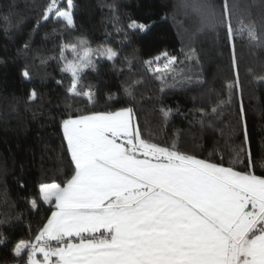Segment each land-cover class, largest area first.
I'll list each match as a JSON object with an SVG mask.
<instances>
[{"label":"snow or ice","instance_id":"6c2138e0","mask_svg":"<svg viewBox=\"0 0 264 264\" xmlns=\"http://www.w3.org/2000/svg\"><path fill=\"white\" fill-rule=\"evenodd\" d=\"M178 7L196 22L186 51L195 52L192 45L206 30L225 32L235 79L224 85L228 99L211 109L218 118L231 105L233 90H241L234 39L246 32L250 41H264V31H257L258 23L264 29V15L257 22L249 13L245 22L235 0L232 4L223 0L220 12L211 0H180ZM73 8V0H66L65 8L60 7V0H48L41 19L54 16L72 29ZM238 14L241 19L234 24L233 16ZM150 27L136 20L128 24L141 33ZM65 47L73 53L71 59L64 56ZM60 49L61 72L71 77L68 96L86 98L88 105H94L96 93L87 90L91 85L82 84L85 69L96 72L95 59L115 61L118 52L111 47L93 49L85 39L61 44ZM162 60L167 69L177 57L163 51L144 63L149 70L156 64L159 72ZM22 77L29 80L30 73L24 70ZM156 78L164 93V77ZM178 83L202 86L206 81L188 75ZM124 96L128 106L70 111L62 118L70 166L63 181L39 185V198L50 205V215L34 234L29 232L28 239L15 244L11 264H264V175L252 171L250 151L245 169L234 166L246 153V128L242 143L231 149L233 163L225 166L223 157L213 162L183 149L179 133L164 142L146 134L135 110L134 87H126ZM36 99L33 90L28 100ZM108 99L115 97L109 94ZM159 111L167 121L171 109ZM239 118L243 125L242 104ZM30 203L37 208L35 199ZM5 222L0 220V224ZM4 242L0 234V244Z\"/></svg>","mask_w":264,"mask_h":264},{"label":"trees","instance_id":"16d2710c","mask_svg":"<svg viewBox=\"0 0 264 264\" xmlns=\"http://www.w3.org/2000/svg\"><path fill=\"white\" fill-rule=\"evenodd\" d=\"M47 2L0 0V220L6 221L0 224V234L5 237L0 244V264H11L15 244L28 239L29 232L34 234L50 215V205L39 198V185L63 181L70 166L62 118L70 111L128 106L124 96L128 86L134 87L135 110L146 134L164 142L179 133L183 149L213 162L223 157L228 166L233 163L231 149L242 143L246 128V153L234 166L245 169L250 151L252 171L264 175V80L259 79L264 77V41H250L246 32L235 37L241 90H233L231 105L216 118L211 109L221 99H228L224 85L235 79L223 29L200 33L192 45L193 53L185 45L196 22L178 7L180 0H73L72 29L54 16L41 19ZM235 2L245 22L249 13L257 22L264 15V0ZM211 3L222 11L223 0ZM60 7H66V0H60ZM240 19L241 15H234L233 23ZM131 20L151 27L141 33L128 28ZM257 31H264L259 23ZM80 39L93 49L111 47L118 52L115 61L95 59L96 72L85 69L82 84L85 88L91 85L87 90L96 93L94 105H88L86 98L69 97L71 77L61 72L60 45L76 44ZM163 51L176 56L177 62L165 69L162 60L159 72L156 64L149 70L144 61ZM64 56H73L68 47ZM24 70L30 73L29 80L22 77ZM188 75L200 76L206 83L181 86L178 81ZM157 76L164 77V93ZM33 90L37 99L30 102ZM109 94L115 99L109 101ZM161 107L171 109L167 121L160 114ZM201 113L205 114L203 122ZM32 199L37 201L36 209L31 207Z\"/></svg>","mask_w":264,"mask_h":264}]
</instances>
